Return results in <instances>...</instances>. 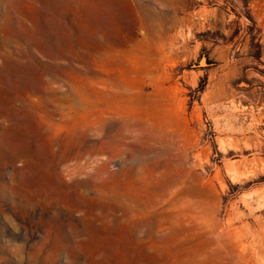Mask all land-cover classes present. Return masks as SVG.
Instances as JSON below:
<instances>
[{"label":"rangeland","instance_id":"rangeland-1","mask_svg":"<svg viewBox=\"0 0 264 264\" xmlns=\"http://www.w3.org/2000/svg\"><path fill=\"white\" fill-rule=\"evenodd\" d=\"M0 264H264V0H0Z\"/></svg>","mask_w":264,"mask_h":264}]
</instances>
